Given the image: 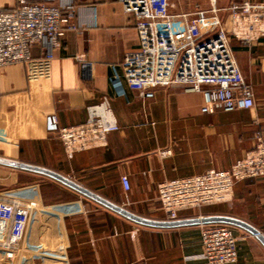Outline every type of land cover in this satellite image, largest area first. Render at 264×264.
Wrapping results in <instances>:
<instances>
[{
  "label": "crops",
  "instance_id": "crops-1",
  "mask_svg": "<svg viewBox=\"0 0 264 264\" xmlns=\"http://www.w3.org/2000/svg\"><path fill=\"white\" fill-rule=\"evenodd\" d=\"M16 2L0 0V9ZM55 2L69 15L63 34L33 43L29 68L0 70V158L50 169L148 220L227 215L264 235V32L248 34L243 14L225 11L231 47L257 104L205 113L200 91L169 85L145 99L125 86L120 64L139 42L132 14L118 0ZM177 2L184 11L211 6V0ZM47 52L51 78H27L30 70L48 71ZM51 112L58 118L56 133L44 126ZM89 117L100 119L102 128L87 123ZM0 167L23 177L5 190L35 202L17 256L10 261L0 253V264H207L198 224H141L49 176ZM210 170L224 172L211 186L204 181ZM8 181L1 176L0 186ZM171 204L180 209L174 217L163 210ZM229 226L237 234L235 255L217 264H264L261 242Z\"/></svg>",
  "mask_w": 264,
  "mask_h": 264
},
{
  "label": "built area",
  "instance_id": "built-area-1",
  "mask_svg": "<svg viewBox=\"0 0 264 264\" xmlns=\"http://www.w3.org/2000/svg\"><path fill=\"white\" fill-rule=\"evenodd\" d=\"M118 2L125 13L132 14L139 42L138 50L127 53L120 64L121 78L129 90L137 91L145 99L153 97L155 88L169 85L200 91L205 99L203 111L216 103L227 111L246 110L255 105L253 85L235 58L223 16L225 11L241 13L248 34L264 32V1L231 2L221 8L211 0L208 9L177 12L171 11L170 0ZM68 23L69 15L63 14L55 0H17L11 9H0V70L13 64L29 68L33 63L30 46L46 38L56 40ZM45 59L48 71L35 73L28 69L27 78H51L50 52ZM87 123L99 128L102 125L94 117H89ZM44 126L48 133L58 132L57 115L45 114ZM223 173L210 170L204 181L211 186L223 179ZM126 180V175H122L125 187ZM34 206L32 200L0 191V253L6 260L17 256ZM174 216L172 213L171 217ZM199 226L201 257L207 264H217L222 258L235 255L237 237L229 225Z\"/></svg>",
  "mask_w": 264,
  "mask_h": 264
},
{
  "label": "water",
  "instance_id": "water-1",
  "mask_svg": "<svg viewBox=\"0 0 264 264\" xmlns=\"http://www.w3.org/2000/svg\"><path fill=\"white\" fill-rule=\"evenodd\" d=\"M0 163L7 165V166H12V167L19 168V169H25V170H29L32 172H37V173H41L43 175L49 176V177L65 184V185L77 190L79 193H81L87 197L93 198L94 200L108 206L109 208H111V209L123 214L124 216H127L128 218H130V219H132L138 223H141V224L155 226V227H175V226L186 225V224H198V225H202V224H226V225H233V226L240 227V228L250 232L264 246V235H262L256 228H254L250 224H248L242 220H239L237 218L231 217V216H227V215H201V216H197V217L189 218V219H178V220H168V221L148 220V219L142 218L140 216L134 215L131 212H129V211H127V210H125L119 206L111 204L110 202L99 197L97 194L89 191L88 189L80 186L79 184L70 180L69 178H67V177H65V176H63L57 172H54L50 169L42 168L39 166H35V165L23 163V162L11 161V160L4 159V158H0Z\"/></svg>",
  "mask_w": 264,
  "mask_h": 264
},
{
  "label": "rangeland",
  "instance_id": "rangeland-1",
  "mask_svg": "<svg viewBox=\"0 0 264 264\" xmlns=\"http://www.w3.org/2000/svg\"><path fill=\"white\" fill-rule=\"evenodd\" d=\"M175 8H173V12H177V11H179V6H178V2H177V0H175ZM232 43V38L230 37V44ZM263 57V56H262ZM262 58L260 57V58H258V65H259V67L261 66V65H263V63H262ZM263 68H264V65H263ZM257 87H259V85H258V83H257ZM202 96H203V94H202ZM256 104H257V102H256V100H255V105L252 107V108H254L255 106H256ZM205 106V99H204V96H203V105H202V107H201V111L202 112H205V113H209V112H211V111H213L214 109H215V107H218V108H220V109H222V110H224L222 107H221V104L220 103H216V105H212L211 106V109L210 110H204L203 111V107ZM251 109V108H250ZM225 111H227V110H225ZM19 174H20V172L18 171V170H16V169H14V168H4V169H2L1 167H0V177L1 176H7V178H8V183L5 185V186H0V190L2 189V190H5L7 187H15V186H18L19 185V178L21 179V178H23V177H19ZM127 177V176H126ZM37 178H39V177H37ZM127 182H126V186L127 187H125L124 186V184L122 183V181H121V176H120V182H121V184H122V187H123V189L124 190H129V183H128V177H127V180H126ZM158 195L160 196V192L158 193ZM160 201V200H159ZM169 208V209H168ZM163 210H166L167 211V215L169 216V215H171L172 213L174 214L175 213V215H177L178 214V211L180 210L178 207H177V205H175V204H171V205H169V206H165L164 208H163ZM190 212H193V210H191L190 209ZM199 228H201V227H199ZM231 228V227H230ZM234 233V232H233ZM235 234V233H234ZM235 235H237V234H235Z\"/></svg>",
  "mask_w": 264,
  "mask_h": 264
}]
</instances>
